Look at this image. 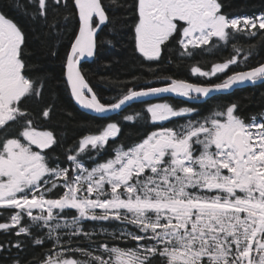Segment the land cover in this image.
<instances>
[{
	"label": "snow or ice",
	"instance_id": "1",
	"mask_svg": "<svg viewBox=\"0 0 264 264\" xmlns=\"http://www.w3.org/2000/svg\"><path fill=\"white\" fill-rule=\"evenodd\" d=\"M50 3L56 11L68 6V0ZM73 4L79 32L67 56V82L75 100L108 120L112 119L108 113L120 115L137 102L147 105L150 123L185 119L175 127L151 131L127 148L114 147L112 156L88 167L85 161L99 156L121 131L118 123L109 122L67 150L68 167L50 166L45 150L57 145V138L34 127L23 107L29 98L42 96L44 85L28 75L24 32L0 14V209L15 210L7 222H0V230L31 237L36 246L49 241L39 264H264V114L246 121L231 105L193 119L194 108L149 102L164 94L197 101L213 92L264 81V65L233 72L211 85L161 77L170 83L133 86L104 104L79 65L95 55L97 31L109 16L102 0ZM35 5L34 18L55 27V20L49 23V0H35ZM131 7L136 17L135 48L147 61H159L169 41L179 46L184 58L197 49L209 51L208 45L231 46L234 54L210 71L191 67V73L200 77L225 73L238 63L242 49L233 42L238 35L264 37V14L229 18L218 0H134ZM51 110L44 108L42 117L49 118ZM122 118L145 119L142 112ZM16 127V135L9 136ZM56 189L59 192L50 195ZM73 211L69 218L66 212ZM25 218L30 221L27 226L22 224ZM110 220L124 227L105 233L106 238L133 241L134 246L97 243V233L83 227L84 221ZM81 237L90 242L89 248L70 246ZM12 246L22 248L20 242ZM74 253L86 259L74 258Z\"/></svg>",
	"mask_w": 264,
	"mask_h": 264
},
{
	"label": "trees",
	"instance_id": "2",
	"mask_svg": "<svg viewBox=\"0 0 264 264\" xmlns=\"http://www.w3.org/2000/svg\"><path fill=\"white\" fill-rule=\"evenodd\" d=\"M227 10V13L235 17H256L264 14V0H220ZM109 22L101 31L97 46V58L91 64L83 66V75L89 86L99 94L101 103L110 104L119 98L129 86H140L145 81L161 76H172L184 78L186 76L188 64L184 61H177L172 47L167 50V59L171 64L162 62L161 64H145L135 55L133 43V23L135 14L130 0H117V4H111L110 0H102ZM49 10V23L55 20V27L42 22L41 18H34L36 11L35 0H0V14L14 21L25 34L24 60L28 66V75L38 83H43V93L40 98H29L23 107L30 113L33 126L42 128L45 131L53 132L58 144L45 152L50 153V166L59 165L68 167L70 162L66 160L68 149H74L79 139L87 134H98L109 122L118 123L121 131L114 142V147L123 145L125 148L140 141L146 133H150L160 127H175L181 120H171L166 123H150L145 111L147 105H135L127 109L112 120L98 119L83 113L75 105L70 96L69 89L65 83V72L67 66V56L70 53L71 45L79 31V19L74 8L73 0H68L67 8L61 7L56 11L51 7ZM69 16L64 20V16ZM240 45L243 53L242 68L244 71L258 67L264 63V37H245L238 35L233 41ZM228 51L233 52V49ZM248 59H244V55ZM206 60V59H205ZM222 104H234L236 114L246 121L250 117L260 118L264 114V83L256 87H247L236 90L231 94L218 97ZM215 102H207L200 107H191L197 111L192 116L193 119H202L216 110L225 109L228 106L212 108ZM51 107L49 118L42 117V110ZM143 113L145 119H138L136 122H126L123 115H135ZM15 128V135L17 133ZM109 142L106 149L102 150L99 156L93 155L92 159L85 161L88 167H92L98 161L112 156L113 145ZM112 148V149H111ZM59 192L55 190L52 196ZM73 212H66L70 218ZM8 216L3 215L6 220ZM30 223L28 218L22 221L27 226ZM85 231L97 233L94 237L97 243L104 242L110 245L122 243V241H112L106 238L105 233L118 232L112 230V223L84 221ZM36 233V229H31ZM46 231V230H45ZM20 242L21 249L12 246ZM144 243V242H142ZM0 264H39L49 251L50 242L46 240L43 246H36L31 237L15 236L3 231L0 234ZM90 242L86 238H78L71 247L89 248ZM135 242L131 241L130 247ZM95 247V245H92ZM74 258L86 259L80 253L72 254Z\"/></svg>",
	"mask_w": 264,
	"mask_h": 264
},
{
	"label": "flooded vegetation",
	"instance_id": "3",
	"mask_svg": "<svg viewBox=\"0 0 264 264\" xmlns=\"http://www.w3.org/2000/svg\"><path fill=\"white\" fill-rule=\"evenodd\" d=\"M133 2L134 4V0H130ZM218 2L221 4V12L223 14H225L227 17L231 18V17H235L234 15H230L227 13V10L224 9V6L223 4L221 3L220 0H218ZM7 18V17H6ZM9 19V18H8ZM11 20V19H10ZM135 20H136V17H135ZM134 20V22H135ZM14 22V21H13ZM15 23V22H14ZM108 24V23H107ZM106 24V25H107ZM105 25V26H106ZM133 26H134V23H133ZM79 32V31H78ZM132 35H133V43H134V51H135V55L138 56L145 64H161L162 62L164 63H167V64H171V61L170 60H166L168 57H167V50L169 49V47H172L173 49V54L176 58L177 61H184L188 64V67H187V72H186V76L184 78H180V77H172V76H157L155 78H152V79H149L147 81H145V83H142L140 86H134L136 89H141V88H147V87H158V86H164V84H167V83H170V80H162L160 79L161 77H171V78H174V79H181V80H185L187 82H191V83H199V84H203V85H211V84H215V83H218V82H221V80L225 77H227L228 75L232 74L233 72H240V71H244L243 68H242V57H243V53L241 52L240 53V58L238 60V63L235 64V65H231L229 67L228 70H226L225 73H222V74H217L216 76H213L211 78H205V77H200L198 75H193L191 73V67L193 66H198L200 67L203 71H210L211 70V67L215 64V63H221V62H224L225 60H227L228 58H230L234 53L231 52V51H228L229 48H231V46L227 47V48H224L223 46L221 48H218V49H213L211 47V45H208V46H205V48L207 49H210L209 51H204L203 49H197L194 51V54L191 56V57H188V58H184V57H181L180 56V51L181 49L179 48V46L177 44H174L172 41H169L168 44H166L165 46H163V51H162V54H161V58L159 61H147L144 57H142V55L136 50L135 48V41H134V27H133V31H132ZM100 36V34H99ZM99 36L97 38V46H98V41H99ZM238 47H240V45H238ZM98 49V48H97ZM97 58V51H96V54H95V58L93 61L91 62H86L84 64L81 65L80 69H81V72H82V75H83V66L85 64H91L93 63ZM206 59V60H205ZM84 76V75H83ZM86 80V79H85ZM87 81V80H86ZM65 83L67 85V82H66V72H65ZM89 84V83H88ZM68 87V85H67ZM133 86H129L125 89V91H127L129 88H132ZM251 87H256V86H251ZM243 89V88H242ZM93 90V89H92ZM237 90H240V89H237ZM236 91V90H235ZM93 92L96 94L97 98L100 100L101 102V99L99 97V94L93 90ZM71 96V95H70ZM222 96V94H219V95H215V96H212L210 99L206 100L205 102H202V103H194V102H188L186 100H181V99H164V100H159V101H155V102H163V101H167L169 102L172 106H191V107H200L202 105H204L205 103L207 102H215V105L212 106L210 109H208L209 112L212 111V108H217V107H223V106H228V105H234V104H222L220 102V100H218V97ZM72 98V97H71ZM202 99V98H200ZM199 99V100H200ZM155 102H151V103H155ZM211 113H209L210 115ZM31 118V117H30ZM32 119V118H31ZM112 121H114L113 119H111ZM17 128V131H19V127H16ZM38 130H42V131H45L43 130L42 128H37ZM9 136H15V129L13 130H10L9 133H8ZM147 135V133H146ZM145 135V136H146ZM144 136V137H145ZM113 147H114V142L115 140H110L109 141ZM111 145V146H112ZM112 149V148H111ZM47 150V149H46ZM45 150V151H46ZM113 155V154H112ZM62 167V166H61ZM58 190V189H56ZM55 191V190H54ZM53 191V192H54ZM53 194V193H51ZM50 194V195H51ZM15 210H12V209H0V222H7L8 221V217L6 218V220H3L2 217L3 215H7L9 216L10 213L14 212ZM111 223H112V230H120L122 227H124L123 225L119 224L118 222L116 221H112L111 220ZM3 231L0 230V234H2ZM130 244H131V241H127V242H122V243H118V245L120 246H126V247H130Z\"/></svg>",
	"mask_w": 264,
	"mask_h": 264
},
{
	"label": "water",
	"instance_id": "4",
	"mask_svg": "<svg viewBox=\"0 0 264 264\" xmlns=\"http://www.w3.org/2000/svg\"><path fill=\"white\" fill-rule=\"evenodd\" d=\"M104 27H105V25L104 26H101L100 30L97 31L96 39L98 38L99 34L104 29ZM96 51H97V48H96ZM96 51H95V54H96ZM94 58H95V55L93 57H91V58H87L86 57V58L82 59L81 62H80L79 67H81V65L84 64V63H86V62L93 61ZM262 65H264V63ZM66 82H67V66H66ZM262 83H264V81H257L256 83H250V82L249 83H244V84H241V85L234 86L231 90L210 93V95H209L208 98H202V99L197 100V101H191V100H188L187 98L175 97L174 95H171V94H164L162 97H159V98H150V101L149 102H155V101H159V100L172 99L173 98V99L186 100L188 102L202 103V102H205L206 100L210 99L212 96L219 95V94H222V95L231 94V93H233L237 89L247 88V87H251V86H258V85H260ZM67 85H68V89H69L70 95H71V97H72L75 105L78 107L79 110H81L85 114L91 115V116L96 117L98 119H105V118L101 117L100 115L94 113L93 111L83 108L75 100V98L72 96V94H71V86L68 84V82H67ZM135 105H143V103L137 102V103L132 104L131 107L132 106H135ZM131 107L125 108L123 110V112L126 111L127 109L131 108ZM107 116H110V117L114 118V117H116L118 115H116L114 113H108ZM105 120H108V119H105Z\"/></svg>",
	"mask_w": 264,
	"mask_h": 264
},
{
	"label": "rangeland",
	"instance_id": "5",
	"mask_svg": "<svg viewBox=\"0 0 264 264\" xmlns=\"http://www.w3.org/2000/svg\"><path fill=\"white\" fill-rule=\"evenodd\" d=\"M164 123H166V122H164ZM157 124H159V123H157ZM35 211V210H34ZM99 211V210H98Z\"/></svg>",
	"mask_w": 264,
	"mask_h": 264
}]
</instances>
